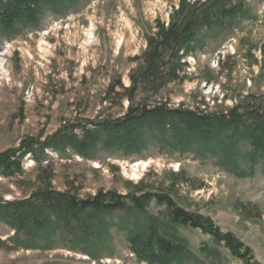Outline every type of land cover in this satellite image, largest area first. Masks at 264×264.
Returning <instances> with one entry per match:
<instances>
[{
	"label": "rangeland",
	"instance_id": "obj_1",
	"mask_svg": "<svg viewBox=\"0 0 264 264\" xmlns=\"http://www.w3.org/2000/svg\"><path fill=\"white\" fill-rule=\"evenodd\" d=\"M205 1L67 0L60 12L46 6L36 25L20 22L13 33L0 29V153L14 150L11 159L19 163L0 167V202L37 198L47 190L79 198L114 192L130 207L111 222L151 219L168 240L185 247L171 264H264V138L199 157L156 142L139 156L100 147L90 157L67 142L126 114L130 75L143 65L149 38ZM216 2L236 6L237 14L203 32L210 38L203 50L182 59L180 78L155 90L140 88L135 105L166 104L217 116L240 106V113L259 109L264 117V0ZM59 130L64 148L44 147ZM146 192L154 195L146 209L133 207L130 196ZM156 196L231 233L242 251L249 249L248 260L208 226L177 222L170 205ZM14 232L0 222V264H149L138 260L121 225L110 228L95 257L62 242L51 249L18 247Z\"/></svg>",
	"mask_w": 264,
	"mask_h": 264
},
{
	"label": "trees",
	"instance_id": "obj_2",
	"mask_svg": "<svg viewBox=\"0 0 264 264\" xmlns=\"http://www.w3.org/2000/svg\"><path fill=\"white\" fill-rule=\"evenodd\" d=\"M66 1L0 0V29L13 33L20 22L36 25L46 6L60 12ZM216 1L206 0L192 8L183 5L182 10H188L185 14L178 13L168 27L160 25L158 32L149 38L147 50L141 57L143 65L130 75L132 85L127 89L130 104L126 114L122 118L105 122V125L97 124V127L87 129L83 139L68 138L67 142L77 152L92 157L100 147H119L128 151L129 157H133L141 155L151 142H156L163 143L168 149L194 153L199 157L240 147L244 141L263 140L264 117L259 109L240 113V106H235L228 114L217 116L182 107H169L166 104H134V94L140 88L151 87L155 90L180 78L182 59L189 53L203 50L205 39L210 38L208 33L205 35L203 32L213 29L214 25H221L228 17L237 14L236 6L227 7ZM245 117L255 120L246 121ZM65 138L62 130H59L42 145L61 150L64 148L61 146ZM44 147L41 148L42 151ZM13 154L14 150L0 153V167L19 166L18 162L11 159ZM153 196L146 192L139 197L130 196V199L133 207L145 210ZM157 199L160 202L165 200L170 205L173 210L172 218L177 222L192 227L208 226L210 230L207 231L215 238L224 241L234 254L240 257L246 255L248 260L249 249L244 248L242 251L243 244L231 233H221L211 220L204 223L200 218L174 205L165 196H158ZM128 207L126 197L114 192L100 191L94 196L79 198L67 192L47 190L37 198L0 202V222L15 231L11 237L14 244L26 249H51L62 242L66 247L78 248L95 257L93 250L109 238L110 228L121 225L128 229L139 261L171 264L184 256L185 247L168 240L151 219L147 224H139L137 221L132 223L125 219L118 223L110 221V217L125 212Z\"/></svg>",
	"mask_w": 264,
	"mask_h": 264
},
{
	"label": "built area",
	"instance_id": "obj_3",
	"mask_svg": "<svg viewBox=\"0 0 264 264\" xmlns=\"http://www.w3.org/2000/svg\"><path fill=\"white\" fill-rule=\"evenodd\" d=\"M219 63H220V57H219V55H217V56L213 59V64H214L215 66H218ZM177 170H179V166H178Z\"/></svg>",
	"mask_w": 264,
	"mask_h": 264
},
{
	"label": "bare ground",
	"instance_id": "obj_4",
	"mask_svg": "<svg viewBox=\"0 0 264 264\" xmlns=\"http://www.w3.org/2000/svg\"><path fill=\"white\" fill-rule=\"evenodd\" d=\"M89 34L91 35V33H89ZM1 65H2V63H1ZM140 164H143V165H144V164H146V163H144V162H139L138 164H136V166H137V165H140ZM136 171H137V170H136ZM136 175H138V174L136 173ZM138 177H139V176H138Z\"/></svg>",
	"mask_w": 264,
	"mask_h": 264
}]
</instances>
